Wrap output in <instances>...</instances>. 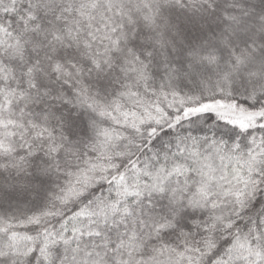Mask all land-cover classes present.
I'll use <instances>...</instances> for the list:
<instances>
[{
    "label": "snow or ice",
    "instance_id": "6c2138e0",
    "mask_svg": "<svg viewBox=\"0 0 264 264\" xmlns=\"http://www.w3.org/2000/svg\"><path fill=\"white\" fill-rule=\"evenodd\" d=\"M0 264H264V0H0Z\"/></svg>",
    "mask_w": 264,
    "mask_h": 264
}]
</instances>
